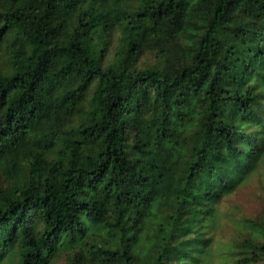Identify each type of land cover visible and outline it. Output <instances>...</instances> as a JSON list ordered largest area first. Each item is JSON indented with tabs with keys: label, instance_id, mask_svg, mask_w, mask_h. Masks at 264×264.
Wrapping results in <instances>:
<instances>
[{
	"label": "trees",
	"instance_id": "16d2710c",
	"mask_svg": "<svg viewBox=\"0 0 264 264\" xmlns=\"http://www.w3.org/2000/svg\"><path fill=\"white\" fill-rule=\"evenodd\" d=\"M263 176L264 0H0V264H264Z\"/></svg>",
	"mask_w": 264,
	"mask_h": 264
},
{
	"label": "rangeland",
	"instance_id": "374dc122",
	"mask_svg": "<svg viewBox=\"0 0 264 264\" xmlns=\"http://www.w3.org/2000/svg\"><path fill=\"white\" fill-rule=\"evenodd\" d=\"M264 191V176L259 178H254L252 181L245 183L240 189H238L235 193L227 196L223 202L220 204V214L222 215L223 221L229 222L231 225L237 222L239 218H231L230 215L233 214V217L247 216L253 217L260 210V196ZM225 215H227L229 220L225 219ZM226 238H230L229 232L224 230L221 232ZM219 236L218 234H216ZM222 237L218 238V242H221ZM225 238V240H226ZM227 242V241H226ZM222 248L227 247V244L221 245ZM219 264L218 260L215 259L214 264Z\"/></svg>",
	"mask_w": 264,
	"mask_h": 264
}]
</instances>
